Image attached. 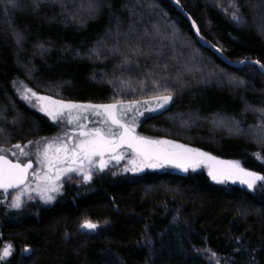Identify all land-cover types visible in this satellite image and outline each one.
I'll return each mask as SVG.
<instances>
[{
  "label": "trees",
  "instance_id": "16d2710c",
  "mask_svg": "<svg viewBox=\"0 0 264 264\" xmlns=\"http://www.w3.org/2000/svg\"><path fill=\"white\" fill-rule=\"evenodd\" d=\"M28 2L24 10L6 11L0 0V109L7 117L6 122L0 120L5 129L0 147L40 140L57 130L20 98L14 81L82 103H110L114 95L126 100L148 97L152 84L144 92L135 87L155 57H141L140 69L122 73L119 56L87 55L102 39L112 47L114 38L106 32L115 31L118 17L123 33L135 21L141 36L144 28L159 25L172 41L175 25L179 40L172 49L165 40V55L159 60L173 73L168 83L176 89L174 102L167 110L145 115L137 133L174 140L219 159L239 160L264 174V143L248 134L250 127L261 125V117L245 111L246 103L264 105V75L253 64L228 67L201 47L168 0H106L112 8L105 7L98 18L77 14L75 21L74 10L60 14L58 5H47L33 12ZM238 2L243 24L231 19V0H180L179 5L196 22L201 38L222 49L226 59L264 63V0ZM125 4L136 6L134 14ZM14 30L25 35L21 44ZM40 44L48 49L43 54ZM185 64L192 73L184 70ZM177 69L183 73L181 83L174 78ZM208 72L214 74L212 79ZM225 77L234 85L224 83ZM120 79H130L132 87L122 90ZM218 118L238 121L245 131H229L216 122ZM85 219L97 223L98 229L82 230ZM5 243L12 245V254L1 264H208L212 251L218 253L220 264H248L251 257L264 264V187L258 184L253 191L237 182L217 183L204 168L126 172L110 164L88 183L67 180L50 204L34 201L16 210L0 205V250ZM25 247L32 251L25 252Z\"/></svg>",
  "mask_w": 264,
  "mask_h": 264
},
{
  "label": "snow or ice",
  "instance_id": "6c2138e0",
  "mask_svg": "<svg viewBox=\"0 0 264 264\" xmlns=\"http://www.w3.org/2000/svg\"><path fill=\"white\" fill-rule=\"evenodd\" d=\"M176 3L179 4L180 0H176ZM4 4L6 11L24 10L29 6L28 0H4ZM47 5H58L60 14L74 10L71 12L74 21L77 14L95 19L105 7L112 8L111 3H106V0H80L79 4L74 2L71 5L66 0H30L33 12H39ZM139 6L143 7V5ZM124 7L134 14L136 6L125 4ZM231 8V19L236 23H245L238 0H231ZM84 22L82 18L80 23ZM122 25L123 21L117 17L115 31L110 28L106 32V36L114 38L111 48H108V40L102 39L97 41V46L90 49L87 55L89 58L95 57L96 59H107L109 55L119 56L121 63L118 67L122 73L124 70L130 72L134 68L140 69L141 57L146 60L155 57L153 67L142 70L144 78L137 85L139 91L144 92L148 81L151 80V92L146 99L126 100L114 95L110 103H82L57 98L61 95L60 93L42 94L32 87L22 86L19 81H14V87L20 98L30 107L44 113L54 124L61 126L62 132L50 138L29 140L26 144L16 143L11 148L0 147V190L5 194L6 200L9 190H15V195L11 196V203L8 207L21 209L24 205L23 197L28 194V199H33L30 194L33 191L39 195L41 200L50 203L56 198L53 194L63 189L65 179H72L73 173L81 175L84 181H91L94 170L102 172L111 162L115 161L118 164L125 159L128 160V164L123 169L126 172H141L146 168H158L165 165H174L187 172L189 169L195 171L202 164H206L208 175L217 183L238 181L253 191L258 184L264 187V174L245 168L239 160H222L198 148H192L174 140L156 139L137 133L140 118L145 113L167 110L174 102L176 89L168 83V80L173 78V73L168 70L169 65L167 63L162 65L159 62L160 57L165 55L163 49L167 45L164 41L168 39L160 26L154 25L151 30L144 28V35L141 36L137 32L135 21L130 22L126 33L121 32ZM192 25L199 35V28L194 20ZM172 29L171 36L174 43L175 25H172ZM14 35L18 44L26 39L22 32L14 30ZM39 49L41 54L48 50L44 44H40ZM218 50L222 51V49ZM172 59H178V57L173 56ZM245 62L240 61V63ZM254 63L264 68V63L259 60ZM183 67L186 72H193L187 64ZM32 71L30 68L29 72ZM182 75L183 73L177 69L174 74L177 83H181ZM236 83L243 84L244 82L237 81ZM119 86L122 90L131 88L132 81L120 79ZM245 111L260 115L262 122L255 138L264 143V105L256 106L246 103ZM0 120L5 122L7 120L3 109H0ZM216 122L227 127L229 131L235 129L238 134L245 131L238 121L218 118ZM4 131L5 129L0 128V132ZM9 152L15 159L9 158L7 154ZM33 155L40 166L39 170L33 169ZM257 158H260L259 154ZM80 227L82 230L95 232L98 224L85 219ZM24 251L31 252L32 249L25 247ZM11 254L12 245L4 246L0 251V262ZM208 264H220L217 252L210 253ZM248 264H256L255 257H251Z\"/></svg>",
  "mask_w": 264,
  "mask_h": 264
},
{
  "label": "rangeland",
  "instance_id": "374dc122",
  "mask_svg": "<svg viewBox=\"0 0 264 264\" xmlns=\"http://www.w3.org/2000/svg\"><path fill=\"white\" fill-rule=\"evenodd\" d=\"M170 38H172V36L170 37ZM170 39H167V41H169ZM175 41L177 42V43H179V40L178 39H175ZM181 41V40H180ZM158 43H159V41H157ZM170 42V48L172 49V47H174V43H173V39H172V41H169ZM182 42V41H181ZM207 75H208V77H209V79H212L213 77H214V74H211V73H206ZM224 83H226V84H230V85H234L233 84V81H231V78H224ZM149 83H147V85L146 86H148V85H150L151 84V80H149L148 81ZM23 86V85H22ZM135 88H137L138 89V87H135ZM151 88V87H150ZM139 90V89H138ZM16 92H17V90H16ZM144 99H146V98H144ZM32 108V107H31ZM35 109V108H34ZM35 110H37V109H35ZM38 111V110H37ZM39 112V111H38ZM155 113H159V112H149V113H145V115H147V114H149V115H152V114H155ZM44 114V113H43ZM45 115V114H44ZM144 115V116H145ZM46 116V115H45ZM143 116V117H144ZM47 117V116H46ZM143 117H141L140 118V121H141V119L143 118ZM48 118V117H47ZM48 120H49V122L51 123L52 121L48 118ZM140 121H139V123H140ZM53 123V122H52ZM54 124V123H53ZM54 125H56V124H54ZM215 125V126H214ZM213 125V128L214 127H216L217 125H218V123H215ZM91 126V125H90ZM56 127H57V130H56V132L54 133V134H52L51 136H48L47 138H50V137H53V136H56L57 134H61V132H62V129H61V126H58V125H56ZM234 130V129H233ZM259 131V126H257V127H250V129H249V132H248V134H251L252 136H253V138L256 136V133ZM14 151H15V149H13ZM7 154H9V155H11V152H9V153H7ZM12 156V155H11ZM32 160H33V169L34 170H39V164L37 163V161H36V158H35V155H33L32 156ZM223 160V159H222ZM110 164H112V165H117V163L115 162V161H113V162H111ZM109 164V165H110ZM128 164V160L127 159H125V160H122V161H120L119 163H118V166H122V168L124 169V167L126 166ZM109 165H108V167H109ZM199 168H204L205 170H206V172H207V174H208V167H207V165L206 164H202ZM199 168H197V169H199ZM95 172H97V171H93V174L95 173ZM129 172H132V171H129ZM77 178L78 180H81L82 181V183H88V181H84L83 180V177L81 176V175H78V174H75V173H73L72 174V179H75V178ZM67 180L68 179H65V181H64V184H65V182H67ZM228 182H232V181H228ZM233 183V182H232ZM237 183H239L238 181H237ZM241 184V183H240ZM35 185L33 184V187H34ZM243 186H246V185H243ZM61 192V191H60ZM60 192L59 193H54L53 195H55V197L57 196V195H59L60 194ZM32 196H33V199H31V200H29L28 199V194H25V196L23 197V200H24V205H27V204H32L34 201H40L41 203H46V202H44L43 200H41L40 199V197H39V195L36 193V192H31L30 193ZM12 195H15V190L14 191H10L9 190V196H8V199L6 200L4 197H5V194L2 192V190H0V205H4L5 207H6V205H7V207H8V205L11 203V196ZM54 201V200H53ZM52 201V202H53ZM52 202H50V203H52ZM50 203H46V204H50ZM14 209V208H13ZM16 210V209H15ZM6 245H8L7 243H5L4 245H3V247H2V249L4 248V246H6ZM2 249L0 250V251H2ZM8 257H6L3 261H5L6 259H7ZM2 261V262H3ZM2 262H0V264L2 263Z\"/></svg>",
  "mask_w": 264,
  "mask_h": 264
},
{
  "label": "water",
  "instance_id": "95a60500",
  "mask_svg": "<svg viewBox=\"0 0 264 264\" xmlns=\"http://www.w3.org/2000/svg\"><path fill=\"white\" fill-rule=\"evenodd\" d=\"M169 3H171V5L176 8V10L178 11V13L181 15V17H183L184 19L187 20L189 26H190V30H192V33H193V37L195 38L196 41H198L199 45L203 48H206L208 49L209 51H211L215 56L216 58H218L221 62H223L225 65H227L228 67H232V68H240L244 65H255L258 69L259 72H261L262 75H264V68H261L260 65L254 63L255 60H240V61H246L245 63H240V62H233L229 59H226L224 57V55L218 50L216 49L212 44H210L209 42H207L206 40H203L199 35H197L196 33V29L193 27L192 25V18L189 17V15L185 12V10L180 7L179 4L176 3V0H168ZM167 167H170V168H173V169H178V170H181L180 168H177L175 167L174 165H165ZM164 166V167H165ZM10 191H14V190H10Z\"/></svg>",
  "mask_w": 264,
  "mask_h": 264
},
{
  "label": "flooded vegetation",
  "instance_id": "af4514ba",
  "mask_svg": "<svg viewBox=\"0 0 264 264\" xmlns=\"http://www.w3.org/2000/svg\"><path fill=\"white\" fill-rule=\"evenodd\" d=\"M34 165V164H33Z\"/></svg>",
  "mask_w": 264,
  "mask_h": 264
}]
</instances>
